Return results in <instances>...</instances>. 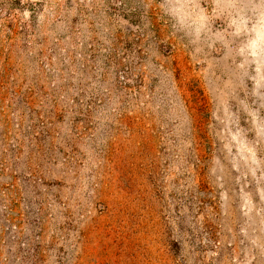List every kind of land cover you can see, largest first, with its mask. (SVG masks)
<instances>
[{"label": "rangeland", "instance_id": "1", "mask_svg": "<svg viewBox=\"0 0 264 264\" xmlns=\"http://www.w3.org/2000/svg\"><path fill=\"white\" fill-rule=\"evenodd\" d=\"M0 264H264V0H0Z\"/></svg>", "mask_w": 264, "mask_h": 264}]
</instances>
